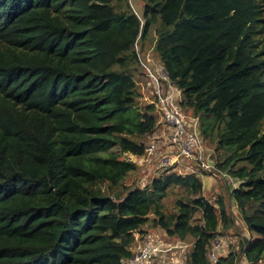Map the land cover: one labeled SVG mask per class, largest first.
Instances as JSON below:
<instances>
[{
  "label": "trees",
  "instance_id": "obj_1",
  "mask_svg": "<svg viewBox=\"0 0 264 264\" xmlns=\"http://www.w3.org/2000/svg\"><path fill=\"white\" fill-rule=\"evenodd\" d=\"M136 1L0 0V264H128L154 229L185 264L264 261V0ZM164 100L214 169L126 186ZM198 171L227 194L212 203ZM237 222L248 237L214 247Z\"/></svg>",
  "mask_w": 264,
  "mask_h": 264
},
{
  "label": "built area",
  "instance_id": "obj_2",
  "mask_svg": "<svg viewBox=\"0 0 264 264\" xmlns=\"http://www.w3.org/2000/svg\"><path fill=\"white\" fill-rule=\"evenodd\" d=\"M161 73L162 79L167 82L166 74L163 70ZM172 98L173 95L169 89L166 101L171 104ZM162 102L166 107L165 117H163V125L166 129H158L153 135L147 137L149 143L145 144V156H143V161L147 162L145 164L148 166L152 164L151 166L158 171L168 168V165H180L181 168H186L187 164L206 171L213 170L214 161L211 154L205 152L203 148V140L197 124L194 126L192 120L190 123V121L179 118L175 111L167 108L165 100ZM207 165L210 167L205 168ZM189 169H193V167L189 166ZM186 248L185 245L177 246L162 238L158 239L156 236L145 237L135 245L133 258L129 260L128 264H175L177 256L172 257V253H177L179 250L183 253ZM176 250L178 251L176 252ZM210 257L213 260L215 258L213 253ZM179 260L183 261L181 256H179ZM180 263L177 261V264Z\"/></svg>",
  "mask_w": 264,
  "mask_h": 264
},
{
  "label": "rangeland",
  "instance_id": "obj_3",
  "mask_svg": "<svg viewBox=\"0 0 264 264\" xmlns=\"http://www.w3.org/2000/svg\"><path fill=\"white\" fill-rule=\"evenodd\" d=\"M130 3L139 12L140 9L138 8V6L141 7L142 3L138 2L136 0H131ZM139 14H140V12H139ZM154 40H155V34H154V31L152 30L147 35V37L145 39L139 41V43L137 44L136 50L140 52L141 49H142L143 50L142 52H144L145 54L149 55L150 58L154 57L153 51H152V47L154 46L153 45L154 44ZM164 74H165V72H164ZM139 76L140 75H137L136 77H139ZM161 76L163 77L162 73H161ZM171 94L172 95H174V94L178 95V92H177V90L174 87L171 88ZM196 124H197L196 122L193 123L194 126ZM148 143H149V139L147 141V144ZM207 146L210 147L209 149L211 150V152H213L215 150V144L207 142ZM126 157L129 160H131L132 162L135 161L134 163H136L139 166L138 171H136L135 173L130 174L129 177L125 180L124 184L126 186L144 187L146 183H149L150 180H152V178H154V177H156L157 175L160 174V171H158L155 167L151 166L152 164L149 165V166L147 164H145L147 162L143 161V157L142 158H138L136 156H133L132 154H128V155H126ZM210 165H212V164L210 163ZM210 165L205 166V168L210 167ZM170 166L172 167L173 165H168L169 168H167L165 171L173 169ZM175 167L178 168V169H175V171L177 173H181V172H183V170H185V167L181 168L180 165H177ZM195 171H196L195 168H193V169L188 170V173L191 174V173H193ZM198 173H199V178L202 180L203 185H204L203 195L206 196V198H208L212 203H215V201L218 199V193H222V195L227 194L228 184L226 183L227 181L223 177L217 179V178L213 177V175L205 177V176L201 175L199 171H198ZM237 185H238V183H234L232 185V187L236 188ZM100 187L102 188L103 191L108 193L106 185L100 184ZM117 190L121 191L122 187H119ZM181 195H182V192L179 189L172 190L168 194L166 199H164V205L166 207V211L167 212H172L174 210L175 205H176V200ZM226 202L229 203V201L227 199H226ZM150 219H153V217L150 216ZM236 226L237 227L234 229L233 234L238 235V238L235 235H232L231 233H229V234H226L224 236H220L215 241L213 246L215 247V246H218V245L222 244L223 248H225V251L226 250L230 251V250L236 249L239 238H243V237H246V236L248 237V233L244 232V230L243 231L241 230V232H240V229H242V227L239 228L240 227V222H237ZM144 228L147 231L149 229H152V225L148 224ZM157 230L158 229H156V230L154 229L150 233L148 232V235L143 236V237L145 238V237L156 236L158 239L162 238L164 241H167V239H164L163 238L164 236L159 234V232ZM239 232L241 233V235L243 237H241ZM168 242L169 243H173L172 241H168ZM191 242H192V240L190 238H188L185 244H187L188 246H191L190 245ZM173 244H175V243H173ZM181 253H182L181 250H179L177 253H172V255H171L172 257H174L175 255L177 256L175 264H177V261L181 262L180 264H185V261L179 260V256H181ZM261 264H264V261Z\"/></svg>",
  "mask_w": 264,
  "mask_h": 264
},
{
  "label": "clouds",
  "instance_id": "obj_4",
  "mask_svg": "<svg viewBox=\"0 0 264 264\" xmlns=\"http://www.w3.org/2000/svg\"><path fill=\"white\" fill-rule=\"evenodd\" d=\"M161 70H163V69H161ZM164 71V70H163ZM128 155V154H127ZM134 156V155H133ZM136 157H139V156H136Z\"/></svg>",
  "mask_w": 264,
  "mask_h": 264
}]
</instances>
